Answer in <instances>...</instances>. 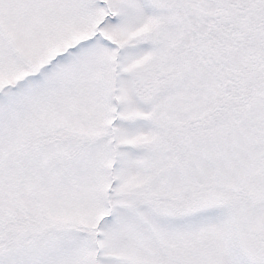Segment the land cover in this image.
Instances as JSON below:
<instances>
[{"label":"snow or ice","instance_id":"6c2138e0","mask_svg":"<svg viewBox=\"0 0 264 264\" xmlns=\"http://www.w3.org/2000/svg\"><path fill=\"white\" fill-rule=\"evenodd\" d=\"M0 264H264V0H0Z\"/></svg>","mask_w":264,"mask_h":264}]
</instances>
